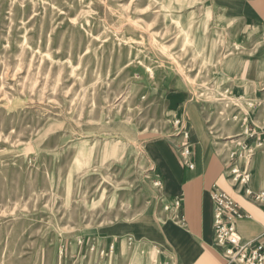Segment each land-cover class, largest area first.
Wrapping results in <instances>:
<instances>
[{
    "label": "rangeland",
    "instance_id": "rangeland-1",
    "mask_svg": "<svg viewBox=\"0 0 264 264\" xmlns=\"http://www.w3.org/2000/svg\"><path fill=\"white\" fill-rule=\"evenodd\" d=\"M245 42L215 0H0V264H143L145 243L115 235L163 200L145 147L180 153L170 102L189 99L229 159Z\"/></svg>",
    "mask_w": 264,
    "mask_h": 264
},
{
    "label": "crops",
    "instance_id": "crops-1",
    "mask_svg": "<svg viewBox=\"0 0 264 264\" xmlns=\"http://www.w3.org/2000/svg\"><path fill=\"white\" fill-rule=\"evenodd\" d=\"M246 40V52L237 72L227 78L229 90L242 100L245 117L233 151L254 152L252 178L249 186L264 191V0H215ZM193 147L189 167L178 152L175 139L164 137L145 147L148 158L163 173L166 198L158 200L151 193V219L140 230L126 229L115 236L133 235L147 248L143 264H147L146 249H151V264H237L229 262L222 249L214 244L215 189L231 196L244 217L237 228L246 240L264 234V208L239 191L227 177V158L217 148L219 132L209 126V117L194 100H171L175 103ZM174 201L179 202L174 206ZM167 203L171 209L165 210ZM110 235V234H109ZM124 247L125 243H121ZM141 252V251H139ZM156 258V261L153 259ZM154 262V263H152ZM156 262V263H155Z\"/></svg>",
    "mask_w": 264,
    "mask_h": 264
},
{
    "label": "built area",
    "instance_id": "built-area-1",
    "mask_svg": "<svg viewBox=\"0 0 264 264\" xmlns=\"http://www.w3.org/2000/svg\"><path fill=\"white\" fill-rule=\"evenodd\" d=\"M176 120V124H180ZM180 154L186 165L195 166L192 157L191 144L188 132H184V141L180 146ZM254 164V152L248 149L246 152L233 151L227 159V177L235 187L250 197L254 202L264 208V191H254L250 186ZM154 186L162 189L160 199L166 198L165 182L163 177L154 180ZM215 201L214 212V244L222 249L223 255L229 262L237 264H264V234L255 240H246L239 233L237 224L244 214L239 204L228 194L218 189L212 192ZM174 206L179 202L174 201ZM165 210L171 209V203H167Z\"/></svg>",
    "mask_w": 264,
    "mask_h": 264
}]
</instances>
